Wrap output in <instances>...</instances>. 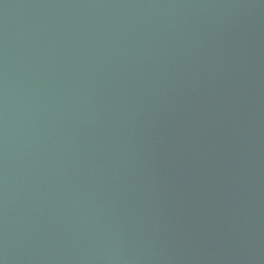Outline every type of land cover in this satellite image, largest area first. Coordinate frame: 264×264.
<instances>
[{
    "label": "water",
    "instance_id": "obj_1",
    "mask_svg": "<svg viewBox=\"0 0 264 264\" xmlns=\"http://www.w3.org/2000/svg\"><path fill=\"white\" fill-rule=\"evenodd\" d=\"M0 264H264V0H0Z\"/></svg>",
    "mask_w": 264,
    "mask_h": 264
}]
</instances>
